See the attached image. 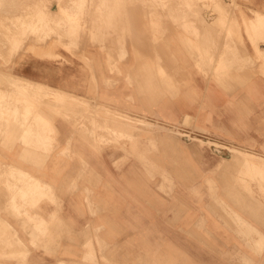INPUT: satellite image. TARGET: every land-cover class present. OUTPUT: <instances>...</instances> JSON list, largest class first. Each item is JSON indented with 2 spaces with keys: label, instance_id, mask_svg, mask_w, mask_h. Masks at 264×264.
<instances>
[{
  "label": "crops",
  "instance_id": "crops-1",
  "mask_svg": "<svg viewBox=\"0 0 264 264\" xmlns=\"http://www.w3.org/2000/svg\"><path fill=\"white\" fill-rule=\"evenodd\" d=\"M193 26L192 33L173 28L161 36L165 50L159 53L158 64L152 61L154 58L151 60L144 55L143 61L150 63H145L143 68V97L136 98L128 93L125 102L116 95L120 91L104 89L102 83L106 77L97 79L98 84H94L91 75H79L78 84L73 86L78 90H73L68 86L76 83L72 82L75 75L57 66L53 57L16 59L15 70L11 72L13 76L85 101L87 93H93L97 98L103 93H110L114 111L127 113L130 119L131 116H138L132 120L139 119L142 124H128L142 126L144 130L135 134L134 128L130 127L124 131L133 133L123 132L120 142L96 145L80 135L79 128L66 118L54 116L49 120L52 151L47 154L41 155L33 149L39 146L37 143L31 148L34 152L30 150L33 155L21 160L18 144L10 149L3 150L1 147L0 224L3 222V228L6 226L3 231L0 225V236L5 237L0 239L1 254L8 253L7 245L14 240L22 242L34 261H39V255L54 249L56 253L73 251L81 256L90 252L94 255V264H245L247 261L258 264V253L264 255V233H261L262 237L258 236V231L256 235L250 232L248 236L241 229L244 227L236 217L238 214L228 217L230 207L216 209L207 201L198 205L185 203L177 194L169 198L167 184L161 178L154 182L150 178L151 173L178 175L183 172V142L163 131V125L190 122L197 134L264 158V31L261 32L264 25L258 28V35L263 38L259 37L261 41L258 39L256 43L257 56L244 31L245 25H219L214 28L206 25L209 26L207 30L200 25ZM219 30L221 36L217 34ZM227 32L233 37L227 43L230 53L221 58ZM167 38L174 43L170 47L169 40V49ZM127 58V76L134 78V59ZM151 82L153 92L159 93L157 101L145 96L153 93L149 87H152ZM85 101L80 103V107L92 106ZM98 104L101 106L103 102ZM16 108H19L17 104ZM136 108L143 116L136 112ZM152 114L156 118L149 116ZM80 117L83 121V116ZM85 117L90 116L85 114ZM230 157L223 155L220 158L229 161ZM11 167L18 169L19 173ZM211 168L218 173L217 167L212 165L207 168L208 174ZM220 170L225 174L229 169L224 167ZM6 173L13 177L9 175V178ZM13 178L16 182L10 180L9 183L8 179ZM20 179L23 180L20 182ZM11 181L20 184L14 188L13 184L9 185ZM7 186L9 189H6ZM3 188L7 195L2 193ZM29 189L35 191L36 197L41 190V197L34 208L31 207L33 199L27 193ZM46 195L48 197H42ZM235 202L237 200L224 203L232 207L231 213H236ZM2 204L4 207H1ZM27 218L47 225L48 237L56 239L58 236L55 240L58 248L33 249L28 244L33 233L32 225L25 221ZM257 242H262L261 249H258ZM16 247L14 252L17 253L20 249Z\"/></svg>",
  "mask_w": 264,
  "mask_h": 264
},
{
  "label": "rangeland",
  "instance_id": "rangeland-1",
  "mask_svg": "<svg viewBox=\"0 0 264 264\" xmlns=\"http://www.w3.org/2000/svg\"><path fill=\"white\" fill-rule=\"evenodd\" d=\"M13 1H15V2L13 3ZM16 1H17V4H16ZM30 1H32V0H27V1L26 0H23V1L22 0H5V1L0 0V2H2V3H0V41L1 40L8 41V42H6V46L3 45V46H5L4 48L0 44V72H2L0 74H4V75H2V77H0V78H2V80L0 79V82L6 80L5 83L7 85H10V87H8L5 83L4 84L6 86L3 85V83L0 84V85H2V87L0 86V89H2V90H0V102H2L1 99L3 100V102L0 103V148L3 147V150L4 149H10L11 146L9 144H12L13 146L15 144H18L19 150L21 152V156H20L21 160L24 157L31 155V151H33V150H31V148L34 147L37 143L39 146L36 148H33V149L35 151L39 152V154H41V153L47 154L48 152H50V150L52 151V148H51L52 145L50 142L51 141L50 140L51 132L49 130V126H50L49 120L50 119H48L49 116H50V118H52L54 116L55 117L60 116V117L66 118L72 125H75V126H77L76 128H79L80 135L86 137L88 140H90L91 142H94V144H96V145L111 144V143H115V142H120V140L124 137L122 134L123 132L121 130L124 131V130L128 129L129 127L134 128L135 134L142 133L144 129H142V126H135V125L132 126V124L129 125L128 122L129 123L135 122L136 124H142V123L136 122V121L128 118L127 113H121L118 111V114H117V111H114V109H113L114 104H112L113 101L110 98L112 95L110 93H103V95H99L100 98H97L93 93H87V95H85L87 97L86 98L87 101L82 100V99H78L76 97L73 98V96H71V95L64 94L63 97L61 98L62 99L61 100V99H56V98H54L53 95H48L46 93L48 90H51V92L56 91V90L49 89L46 86L40 85L38 83H32V82L26 81L24 79L22 82L21 78H20L21 79L20 81H17L16 78H18V77L13 76L11 73L13 70H15L16 59H26V58H30L32 56H39V57H43L44 59H47V58L52 59V57H53L55 59V63L57 66H59L60 68L66 69V70H70V73L75 75V77L73 78L74 80L72 82L76 81V83H72V86H68V89L78 90L77 87H73V86L75 84L76 85L78 84L79 75H81V76H84L86 74L91 75V80L94 84H98L97 79L102 80L104 77H106V79L104 78V82L102 83L104 89L108 90V91L113 89L115 92L120 91V93H118L116 95L119 96L122 99V101L125 102L126 96L128 93L131 95L134 94L136 98H137V96L143 97V92H142L143 68L146 64L148 65L150 63V62L143 61L144 55L151 57V60L154 58V60H152V61H154L157 65L159 53L164 52V50H165L164 45L161 42V36L165 35V33L168 32L169 30H172L173 28H178V29H181L184 33H190L192 30L191 29L192 25H196V24L201 25L202 22H203L202 23L203 26H201V27H203V29H206V30L209 28V26H206L204 28V24L205 25H211L212 24L211 27H213V28L218 27L219 25H223V26H225V25H245L244 31L247 35L249 42L254 47V51H255V54L257 56L258 50L256 47V43L258 42V28L260 29V27L262 28L264 25V0H197V2H195L196 0H192V1L187 0L188 3L186 2V0H184V1L183 0H176L177 2L173 0L174 3L172 0H171V2H169L170 0H120L121 2H119V0H95V2L93 0H86V3L84 2V0H81V1L76 0V3H75V0L74 1L73 0L72 1L67 0V2L65 0V1H63V4L61 3L62 0L61 1L59 0V2H58V0H37V1L34 0L32 2H30ZM41 1L43 2L42 4H41ZM221 1H223V2H221ZM33 2H35V3H33ZM57 2H58V4H57ZM91 2L93 4H96L95 6L92 4V6H93L92 8L90 6ZM167 2L170 3V6H169V4H167ZM191 2L194 5H191L190 4ZM220 2H221V4L222 3L223 4L221 5ZM24 3L26 4V7H24L25 6ZM32 3L34 6L36 5L35 8L33 7ZM81 3H82L83 7L81 6ZM176 3H177V5H176ZM9 4L12 6H10ZM21 4H23L24 6H21L23 9L21 8L19 10ZM28 4H30V5H28ZM59 4L61 5V6H59L60 10L57 8L58 7L57 5H59ZM84 4H85V6H84ZM116 4L118 5V7ZM179 4H180V6H179ZM46 5H48L47 9H49V10L47 12L46 11H40V10H42V8H43V10H45ZM62 5H64V8H62L63 7ZM28 6H31V7H29V11L27 8ZM167 6H169L170 8ZM195 6H196V8H195ZM66 7H68V8H66ZM73 7H74V9L77 7V11L74 10ZM80 7H82V8H80ZM119 7H122V8H119ZM24 8L26 10H24ZM96 8H97V10H96ZM148 8H150V9H148ZM167 8H168V10H167ZM174 8H175V10H174ZM180 8H181V10H180ZM187 8L193 9L192 10L193 12L191 11V9L188 10ZM5 9H6V11H4ZM13 9H14V11H13ZM37 9L39 10V12ZM82 9H86V10H84L85 14H84V11ZM89 9H91V13H89L90 12ZM169 9H170V11H169ZM172 9H173V12H172ZM8 10H11V11H8ZM18 10L20 11V13H24V14H22V15H20V13L18 14ZM21 10H23L25 12H22ZM33 11L36 13L37 17L32 15ZM51 11L53 12V17H51L52 16ZM56 11L57 12L59 11L60 13L65 12L64 14L61 13L62 20L59 19L60 15H59V17L55 15L58 19H56V17L54 16V12L56 13ZM128 11H129V13H128ZM130 11H131V13H130ZM10 12H11V14H10ZM34 12H33V14H34ZM43 12L45 15L49 14L48 18H50V17L51 18L48 20L46 17L47 15L46 16L41 15V14H43ZM48 12H50L51 14ZM59 12L56 14L57 15L60 14ZM138 12L139 13L141 12V13L138 14ZM168 12H169L170 17L168 16ZM29 13H30V15H29ZM143 13H145V15H143ZM163 13H165V14H163ZM196 13H197V15H196ZM89 14L91 16V19H89L90 18ZM119 14H120V17H119ZM129 14H130V17L132 16L131 17L132 20L130 19V17L128 18ZM178 14L180 16H178ZM185 14L187 17L185 16ZM188 14H189V16H188ZM11 15H13V16L16 15V16L11 17ZM62 15H63V17H62ZM165 15L167 16V18H165ZM190 15L198 17V18L192 17V19L195 18L194 20L196 22H198V20H199V22L196 23L195 21H193L191 19ZM20 16H21V18H20ZM41 16H43V17H41ZM84 16H85V18H83ZM115 16H117V17H115ZM136 16H137V18H136ZM138 17H139V19H138ZM174 17H176V18H174ZM185 17L188 20H191V22L187 21V19ZM33 18H35V20L32 22ZM52 18H54V21ZM127 18L129 19V21ZM184 18L186 20H183ZM44 19H47L49 24L50 23L52 24V22H49V21L55 22L56 20H60V22L57 21V22H55L56 25L50 24V26L47 27L46 24H48V23L47 22L45 23L43 21ZM83 19L85 20V22L82 21ZM113 19H114V21H113ZM171 19H172V21H171ZM23 20L25 23H23ZM39 20H42V23H38ZM87 20H90V21H87ZM120 20H121V22H120ZM133 20H134V22H132ZM138 20H140V21H138ZM141 20H143V21H141ZM176 20H179V21H176ZM35 21H37L36 22L37 24L34 23ZM62 21H64V22H62ZM115 21H117L116 24L114 23ZM130 21L132 24L130 23ZM142 22H143V25L146 24L147 22H148V24H146L145 26L142 25L143 27L139 26V25H141ZM176 22H178V23H176ZM204 22H206V23H204ZM88 23H89V25H88ZM188 23H190V24H188ZM149 25L151 26V28L148 27ZM223 26L220 28H223ZM35 33H36V36L34 37ZM227 33L230 36H228ZM227 33H226L227 38L225 36V42H224L225 43V45H224L225 49H224V52L222 53L221 58H223L224 56H227L230 53V51L227 48V43H229L233 39V37H232V34H230L229 32H227ZM32 34H33V36H32ZM138 34L140 35L139 37L136 36ZM40 35L42 37H40ZM33 37H34V39H33ZM196 38H199V37H196ZM34 40H36L35 41L36 43L35 42L32 43V41H34ZM169 40H171V38H167V49H169V43H170ZM173 45H174V43H172V40H171L170 47L171 46L173 47ZM168 55H171V54L168 53ZM128 56L130 57V59H132V61L134 59V61H133V64H134L133 68H134V72H135L134 78H132V77L129 78L127 76V65H126L127 60L126 59H128L127 58ZM240 65H242V64H240ZM219 69H221V65L218 66V70ZM155 73L158 74L157 71ZM6 76H8V77L11 76V78L9 77L10 78L9 79ZM13 77H15V78H13ZM12 78L14 80H11ZM7 79H9L8 82H7ZM155 79H156V81L159 80L158 77H156ZM14 81L18 82V83L14 84ZM10 83H12V84H10ZM25 83L28 87L25 85ZM151 84H152V87L151 86H149V87H150V89H152V92H153L154 86H153L152 82H151ZM15 85L20 86V89H23V90L24 89L26 90V87H27L26 92L27 91L31 92L30 88H31V90L33 88L32 92L33 91L34 92L33 93L31 92V96H28V97L26 95H24V93H22V94L18 93L17 94L15 92L16 90L13 89V87H15ZM22 86H23V88H22ZM11 90H13V91H11ZM25 90H24V92H25ZM12 92H14V93H12ZM26 94L29 95L30 93H26ZM42 95H43V97H42ZM14 96H16L18 98V100ZM145 96H149L152 99V101H157L159 99V93L153 92L152 94L145 95ZM68 97H69V99L71 97L72 98L69 100ZM34 98L35 99L37 98L36 100L39 101L40 105L37 103L38 101H36ZM43 98H45V99H43ZM22 99H23V102H22ZM133 99H134V97H132L131 101H133ZM40 100H42V101H40ZM71 100H73V101H71ZM10 101H11V103H10ZM43 101H46V103ZM67 101H68V103H66ZM74 101H76V102H74ZM79 101H80V103H84L83 101H85L87 104L92 103V106L90 107L87 105L86 106L87 110H85L86 108H84V106H81L82 109H80L79 108L80 107ZM100 101L103 102V105H101L102 107L99 104L97 105V103H99ZM41 102L43 104L45 103V105H43ZM47 103L48 104L50 103V105H48ZM55 103H58V104H55ZM134 103H136V102H134ZM16 104L19 106V108H16ZM69 104H70V106H68ZM137 104H138V102H137ZM124 105H125V103H124ZM74 106H75V108H74ZM76 106H78V107H76ZM135 106H137V105H135ZM23 107H24V109H23ZM47 107L48 108L50 107L51 109L48 110ZM91 108H93V109H91ZM94 108H96V109H94ZM53 109H55V110H53ZM47 110H48V112L50 111V113H48ZM56 110L58 113L56 112ZM91 110L93 112L96 110L95 113L97 111L98 112H97V114L93 113V115H92ZM135 110H136V112H138V114H140V116H143L141 114V112L138 111L137 108ZM42 112H44V113H42ZM75 112H76V114H78V116L75 115ZM99 112H101L102 114ZM107 113H108V116H107ZM44 114H45V116L47 114H49V116L47 115L48 117L47 116L44 117ZM55 114L58 116H56ZM85 114L89 115L90 118L85 117ZM105 114H106V116H105ZM124 114H125V116H124ZM94 115H96V116H94ZM40 116H42V117H40ZM80 116H84L83 118L84 119L86 118V119L85 120L83 119L84 121H82V120L78 121L79 119H81ZM92 116H94V117H92ZM126 116H127V118H126ZM149 116L152 118H156L155 115H153V114L149 115ZM91 117L93 118V120ZM131 117L132 118H134V117L139 118L136 115L131 116ZM102 118H104V119L106 118L105 119L106 121ZM117 118H120V120ZM41 119H43V120H41ZM107 120H108V123H107ZM111 120L113 121V123H111ZM76 121H77V125H76ZM116 122L120 123L121 126H119L118 123H117V125L121 128H119L117 125H115ZM121 123H123V125ZM113 126L116 128H114ZM11 127L14 129V131L12 129H10V130L8 129ZM117 127H118L119 131L117 130ZM161 129L163 131H165L166 133H169L170 135H172L176 139L181 140L183 142L182 143V145L184 147L183 162H182V165H183L182 171L183 172L181 174H178V175L177 174H175V175L174 174H172V175L160 174L159 175V174L151 173L150 178H151L152 182L161 178L162 182L167 184L166 193H167L169 198H173L174 196H172V195L177 194L183 198V202H185V203L193 202L196 205H198L200 203L207 201L209 204H211V205L213 204L218 208L219 207L220 208L230 207V208H228V209H230V211H228L229 215L227 214L228 216H231V215L236 216V214H238V216H236V217L240 221L242 219L245 220V221L241 222V225L244 227V228H242L243 231L245 230V232L250 233V231H248V230H251V232L255 233V230H256V231H258V236L261 235V233H264V225H263L264 224V176H263L264 170L259 169L256 166H255L256 167L255 168L254 166L248 165L245 162H243L242 159H236L235 158V156H236L235 152L236 151H242L241 149L233 148V147L228 146L227 144L214 141L206 135L197 134L196 131L192 129L190 122H185L182 125H175V126L163 125V127ZM116 130H117V132H116ZM11 131H13V133L15 134V136H13L15 139L10 136V135H14ZM25 131H26V133H25ZM174 131H176V133ZM6 132L9 133V136H8V133L6 135ZM19 132H20V135H19ZM4 134H5V136H4ZM22 134H24V135L22 136ZM4 137H5V139H4ZM6 137H9L8 138L9 140H7ZM10 137L12 138V140L10 139ZM13 139L15 140V143H14ZM6 141L8 143L7 144L8 146L6 145ZM11 141H13V142L11 143ZM28 142H29V144H28ZM27 150L30 153H28ZM244 152H247V151H244ZM247 153H250V152H247ZM250 154H253V153H250ZM223 155H227V156L232 155V156L230 157V160L228 161V160H224V159L220 158ZM253 155H255V154H253ZM214 158H217V159H214ZM231 161H232L233 165L229 166V165H231ZM226 162L228 165L226 164ZM238 163H242V164L239 165ZM212 165H215L217 167L216 171H218V173H215L214 170L212 171V168H211L210 174L207 173V168L209 169V167H211ZM223 166L227 169L229 167H231V168H229L231 170L227 171L228 174L227 173L224 174L221 172L220 169L224 168ZM233 166H234V168H233ZM250 166L252 167V171H249V170H251ZM253 167H254V169H253ZM196 169H198L199 172ZM236 169H238V172L236 171L234 173H230L232 170L235 171ZM246 170H248V171H246ZM254 170H256L257 173L260 172L258 174L262 173L261 178L263 177L262 178L263 180L260 178L262 181L259 180V178H258V177H260L259 175L256 176L257 175L256 171H255V174H253ZM248 172H253V173H248ZM219 174L224 179L222 177H220ZM230 174H232L231 175L232 177H230ZM251 174L254 177L255 176L256 177L254 178ZM214 176H216V180L219 177L220 178L216 181V180H214ZM256 178H258V179H256ZM222 179L224 180L223 182H225V183H221ZM225 180L227 181V184L229 182V183H232L233 185L228 184L229 186H227ZM232 180H234V181H232ZM222 186H224V187H222ZM234 186L235 187L238 186L239 188L238 187H237L238 189L234 188ZM225 187H226V189H224ZM227 187H230L229 188L230 190L232 188V190L231 191L229 189L227 190ZM261 187H263V188H261ZM234 189H236V190H234ZM262 189H263V191H262ZM223 190L224 191L227 190L226 191L227 193L225 194V192ZM28 191L30 193V197L31 198L34 197L33 202L31 203V207L34 208L37 205V203L39 202L40 198H39V196L38 197L34 196L35 191L33 189H29ZM234 191H235V193H234ZM231 192H233V193H231ZM229 193H231V194H229ZM232 194L234 195L233 198H231ZM225 195H228V196H225ZM42 197L45 198L48 196L46 195V196H42ZM226 197L230 201H233L234 199L238 198L237 199L238 204L236 205L234 203L235 204L234 206H236L234 208L237 209L235 211L236 213H233V214L231 213L232 207L229 206L228 204H227V206H225V204H226L225 201L228 200ZM215 202H216V204H215ZM246 202H248V205L250 208L247 207L248 205ZM241 203H242L243 207L241 206ZM251 203H252V205H251ZM257 204L259 207L257 206ZM244 205H246V206H244ZM260 205H261V207H260ZM238 208H239V210H238ZM241 208H243V209H241ZM257 209H259V210H257ZM17 212H18V214H20L19 211H17ZM25 221L29 225L30 224L32 225L31 229L32 228L34 229V230L32 229V231H33V236H35V237H32V239L29 237V240L31 239V241H29V243H28V244H30V246L33 249L47 250V249H50V247L53 245H54L53 248H58V246L55 245L56 242L55 241L52 242L53 238L49 239V237L47 235V233H48L47 225L36 223L35 220L29 219V218H27ZM255 221H257V222H255ZM258 221H259V223H258ZM247 224H249L250 226ZM38 225H40V226H38ZM37 228H39V229H37ZM39 230L40 231L42 230L43 232L41 231L42 232L41 233ZM36 231H37V233L34 234ZM39 233H41L40 239H38ZM260 237H262V236H260ZM44 238H45V240L48 238L49 241L46 240V242H45ZM35 239H36V241H34ZM37 241H38V243H37ZM43 242H45V243H43ZM47 242H48V244L50 243L51 245H48ZM18 243L20 246L22 243L17 241L16 245L19 249H21V247L22 248L24 247L23 248L24 250L23 249L20 250L24 254H22V252H20V251L17 252V254L21 253L23 257L21 256V254H18L19 255L18 256L16 254V252H15V255H16L15 256L14 255L15 248L13 246L15 244L13 242H12V244L8 243V245L11 244L12 246H10V245L7 246L8 247L7 249H9L8 253L0 254V264H20V263L21 264H58L59 262L60 263L62 262V264H94L95 263V260L93 261L94 255L92 253L86 252L85 254H83L81 256L78 252L74 253L73 251L70 253H56V252L52 253V252L48 251L47 253H44V254L38 256L39 259H37V260H39V261H34V259L32 257H30L31 255L28 252L27 248L23 244L20 247L18 245ZM39 244L43 245V246L45 244L46 245L44 247L43 246L41 247ZM262 245L263 244H259L258 249H261ZM48 246H50V247L48 248ZM12 255H14V256H12ZM46 256L49 259H47ZM263 257H264L263 254L258 253V264H264L263 261L261 262ZM12 258H14L15 260ZM259 259H260V261H259ZM245 263L252 264V262H250V261H247Z\"/></svg>",
  "mask_w": 264,
  "mask_h": 264
},
{
  "label": "bare ground",
  "instance_id": "bare-ground-1",
  "mask_svg": "<svg viewBox=\"0 0 264 264\" xmlns=\"http://www.w3.org/2000/svg\"><path fill=\"white\" fill-rule=\"evenodd\" d=\"M4 1H5V0H4ZM22 1H23V0H22ZM26 1H27V0H26ZM32 1H34V0H32ZM32 1H30V2H32ZM36 1H37V0H36ZM60 1H61V0H60ZM63 1H65V0H62V2H61L62 4H63ZM70 1H72V0H70ZM70 1H69V2H70ZM73 1H74V0H73ZM80 1H81V0H80ZM93 1L95 2V0H93ZM172 1H173V0H172ZM174 1H176V0H174ZM174 1H173V3H174ZM183 1H184V0H183ZM191 1H192V0H191ZM2 2H3V1H2ZM2 2H0V3H2ZM6 2H7V1H6ZM14 2H15V1H13V3H14ZM20 2H21V1H20ZM58 2H59V0H58ZM58 2H57V4H58ZM66 2H67V0H66ZM77 2H78V1H77ZM82 2H83V1H82ZM84 2L86 3V0H84ZM110 2H111V1H110ZM119 2H121V1L119 0ZM169 2H171V0H170ZM169 2H167V4H169V6H170V3H169ZM176 2H177V1H176ZM178 2H179V1H178ZM186 2L188 3L187 0H186ZM195 2H197V0H196ZM221 2H223V1H221ZM221 2H220V4H221ZM33 3H35V2H33ZM33 3H32V5H33ZM42 3H43V2L41 1V4H42ZM61 3H60V4H61ZM75 3H76V0H75ZM116 3H117V2H116ZM133 3H134V2H133ZM146 3H147V2H146ZM163 3H164V2H163ZM16 4H17V1H16ZM37 4H38V3H37ZM60 4L57 5V6H58L57 8H58L59 10H60L59 6H61ZM92 4H93V3L91 2V4H90L91 8L93 7ZM148 4H149V3H148ZM150 4H151V3H150ZM165 4H166V3H165ZM190 4H191V5H194L192 2H191ZM222 4H223V3H222ZM222 4H221V5H222ZM9 5H10V4H9ZM13 5H14V4H13ZM24 5H25V6H24ZM24 5L21 4L19 10L22 8L21 6L26 7V4H25V3H24ZM28 5H30V4H28ZM32 5H31V6H32ZM93 5L95 6L96 4H93ZM97 5H98V4H97ZM109 5H110V4H109ZM116 5H117V4H116ZM116 5H115V6H116ZM119 5H120V4H119ZM155 5H156V4H155ZM176 5H177V3H176ZM185 5H186V4H185ZM195 5H196V4H195ZM10 6H12V5H10ZM18 6H19V5H18ZM31 6H28V7H27V8H28V11H29V7H31ZM35 6H36V5H35ZM35 6L33 5L34 8H35ZM62 6H63L62 8H64V5H62ZM70 6H71V5H70ZM81 6H82V3H81ZM84 6H85V4H84ZM120 6H121V5H120ZM138 6H139V5H138ZM149 6H150V5H149ZM156 6H157V5H156ZM169 6H167V7H169ZM179 6H180V4H179ZM6 7H7V6H6ZM14 7H15V6H14ZM43 7H44V6H43ZM45 7H46V9H47V8H48V5H46ZM71 7H72V6H71ZM74 7H75V6H74ZM74 7H73V9H74ZM77 7H78V6H77ZM77 7H76L74 10L77 11ZM82 7H83V6H82ZM82 7H80V8H82ZM117 7H118V5H117ZM165 7H166V6H165ZM175 7H176V6H175ZM181 7H182V6H181ZM15 8H16V7H15ZM66 8H68V7H66ZM80 8H79V9H80ZM84 8H85V7H84ZM119 8H122V7H119ZM152 8H153V7H152ZM169 8H170V7H169ZM195 8H196V6H195ZM6 9H7V8H6ZM6 9H5L4 11H6ZM11 9H12V8H11ZM17 9H18V8H17ZM22 9H23V8H22ZM30 9H31V8H30ZM38 9H39V8H38ZM38 9H37V10H38ZM46 9L43 10V8H42V10H40V9H39V10H40V11H46V12H47L49 9H47V10H46ZM58 9H57V10H58ZM93 9H94V8H93ZM93 9H92V10H93ZM117 9H118V8H117ZM135 9H136V8H135ZM148 9H150V8H148ZM187 9L189 10V9H191V8H187ZM19 10H18V14L20 13ZM24 10H26V9L24 8ZM31 10H32V9H31ZM33 10H34V9H33ZM39 10H38V12H39ZM82 10L84 11V10H86V9H82ZM89 10H90L89 13H91V9H89ZM96 10H97V8H96ZM167 10H168V8H167ZM174 10H175V8H174ZM177 10H178V9H177ZM180 10H181V8H180ZM192 10H193V9H191V11H192ZM195 10H196V9H195ZM8 11H11V10H8ZM13 11H14V9H13ZM21 11H22V12H25V11H23V10H21ZM35 11H36V10H35ZM113 11H114V10H113ZM118 11H119V10H118ZM139 11H140V10H139ZM144 11H145V10H144ZM169 11H170V9H169ZM26 12H27V11H26ZM33 12H34V11H33ZM33 12H32V15H34V16L37 17L36 13L34 12V14H33ZM36 12H37V11H36ZM51 12H52V11H51ZM58 12H59V11H58ZM58 12L56 11V13H58ZM95 12H96V11H95ZM98 12H99V11H98ZM172 12H173V9H172ZM192 12H193V11H192ZM5 13H6V12H5ZM7 13H8V12H7ZM13 13H14V12H13ZM40 13H41V12H40ZM48 13H50V12H48ZM56 13L54 12V16L56 15V16L59 17V15H60L59 19L62 20V18H61V13H62V12H61V13L59 12L60 14H58V15H57ZM64 13H65V12H63L62 14H64ZM71 13H72V12H71ZM128 13H129V11H128ZM130 13H131V11H130ZM140 13H141V12H140ZM140 13L138 12V14H140ZM145 13H146V12H145ZM145 13H143V15H145ZM178 13H179V12H178ZM10 14H11V12H10ZM22 14H24V13H20V15H22ZM26 14H27V13H26ZM26 14H25V15H26ZM50 14H51V13H50ZM84 14H85V11H84ZM116 14H117V13H116ZM121 14H122V13H121ZM163 14H165V13H163ZM170 14H171V13H170ZM191 14H192V13H191ZM193 14H194V13H193ZM27 15H28V14H27ZM29 15H30V13H29ZM39 15H40V14H39ZM41 15L46 16L47 14L45 15L44 12H43V14H41ZM48 15H49V14H48ZM48 15H47L46 17H47V19L49 20L51 17H53V12H52V16L50 15V16H51L50 18H48ZM111 15H112V14H111ZM124 15H125V14H124ZM131 15H132V14H131ZM141 15H142V14H141ZM174 15H175V14H174ZM181 15H182V14H181ZM196 15H197V13H196ZM12 16H13V15H11V17H12ZM15 16H16V15H15ZM15 16H13V17H15ZM43 16H41V17H43ZM56 16H55V17H56ZM85 16H86V15H85ZM85 16H84L83 18H85ZM89 16H90V14H89ZM89 16H88V17H89ZM133 16H134V15H133ZM168 16H169V12H168ZM178 16H180V15L178 14ZM178 16H177V17H178ZM185 16H186V14H185ZM188 16H189V14H188ZM9 17H10V16H9ZM39 17H40V16H39ZM46 17H45V18H46ZM55 17H54V18H55ZM62 17H63V15H62ZM107 17H108V16H107ZM115 17H117V16H115ZM119 17H120V14H119ZM129 17H130V14H129L128 18H129ZM131 17H132V16H131ZM131 17H130V19H131ZM169 17H170V16H169ZM186 17H187V16H186ZM186 17H185V18H186ZM190 17H191V19H192V17H195V16L190 15ZM190 17H189V18H190ZM199 17H200V16H199ZM257 17H258V16H257ZM20 18H21V16H20ZM22 18H23V17H22ZM54 18H52L53 21H54ZM128 18H127V19H128ZM136 18H137V16H136ZM144 18H145V17H144ZM165 18H167L166 15H165ZM174 18H176V17H174ZM185 18H184L183 20H186V19H187V18H186V19H185ZM195 18H198V17H195ZM195 18H194V19H195ZM8 19H9V18H8ZM23 19H24V18H23ZM36 19H37V18H36ZM47 19H44L43 21H44L45 23H46V22L48 23V20H47ZM56 19H58V18L56 17ZM89 19H91V16H90ZM133 19H134V18H133ZM138 19H139V17H138ZM146 19H147V18H146ZM194 19H192V20L195 21ZM19 20H20V19H19ZM34 20H35V18H33L32 22H33ZM60 20H56L55 22H57V21L60 22ZM131 20H132V19H131ZM174 20H175V19H174ZM203 20H204V19H203ZM20 21H21V20H20ZM53 21H49V22H52V24H51V23H50V24H51V25H56L55 22H53ZM82 21L85 22L84 19H83ZM87 21H90V20H87ZM113 21H114V19H113ZM124 21H125V20H124ZM128 21H129V19H128ZM138 21H140V20H138ZM141 21H143V20H141ZM147 21H148V20H147ZM171 21H172V19H171ZM176 21H179V20H176ZM187 21H190V22H191V20H188V19H187ZM201 21H202V20H201ZM201 21H200V22H201ZM26 22H27V21H26ZM36 22H37V21H35L34 23H36ZM44 22H43V23H44ZM62 22H64V21H62ZM79 22H80V21H79ZM84 22H83V23H84ZM110 22H111V21H110ZM118 22H119V21H118ZM120 22H121V20H120ZM132 22H134V20H133ZM195 22H196V21H195ZM198 22H199V20H198ZM198 22H196V23H198ZM20 23H21V22H20ZM23 23H25L24 20H23ZM38 23H42V20H39ZM53 23H54V24H53ZM81 23H82V22H81ZM114 23L116 24L117 21H115ZM130 23H131V21H130ZM176 23H178V22H176ZM192 23H193V22H192ZM202 23H203V22H202ZM202 23H201V25H202ZM204 23H206V22H204ZM26 24H27V23H26ZM36 24H37V23H36ZM48 24H49V23H48ZM48 24H46L47 27L50 26V24H49V25H48ZM120 24H121V23H120ZM131 24H132V23H131ZM134 24H135V23H134ZM139 24H140V23H139ZM146 24H148V22H147ZM146 24L143 25V22H142L141 25H139V26H142V25L145 26ZM179 24H180V23H179ZM188 24H190V23H188ZM194 24H195V23H194ZM58 25H59V24H58ZM61 25H62V24H61ZM78 25H79V24H78ZM82 25H83V24H82ZM88 25H89V23H88ZM127 25H128V24H127ZM181 25H182V24H181ZM191 25H192V24H191ZM201 25H200V27H201ZM211 25H212V24H211ZM12 26H13V25H12ZM25 26H26V25H25ZM139 26H138V27H139ZM143 26H142V27H143ZM176 26H177V25H176ZM178 26H179V25H178ZM192 26H193V25H192ZM196 26H197V24H196ZM196 26H195V27H196ZM136 27H137V26H136ZM148 27L151 28L150 25H149ZM193 27H194V26H193ZM205 27H206V25L204 24V28H205ZM235 27H236V26H235ZM23 28H24V27H23ZM140 28H141V27H140ZM202 28H203V27H202ZM221 29H222V28H221ZM136 30H137V29H136ZM136 30H135V31H136ZM141 30H142V29H141ZM194 30H195V28H194ZM104 31H105V30H104ZM197 31H198V30H196V32H197ZM260 31H261V30H260ZM263 31H264V30H262L261 32H263ZM45 32H46V31H45ZM217 32H218V30H217ZM217 32H216V33H217ZM46 33H47V32H46ZM191 33H192V32H191ZM197 33L199 34L200 32L198 31ZM216 33H215V34H216ZM220 33H221V32H220V30H219V33H217V34L220 35ZM40 34H41V33H40ZM200 34H201V33H200ZM217 34H216V35H217ZM227 34H228V33H227ZM261 34H262V33H261ZM263 34H264V33H263ZM42 35H43V34H42ZM46 35H47V34H46ZM46 35H45V36H46ZM202 35H203V34H202ZM202 35L199 36L200 39H201V36H202ZM32 36H33V34H32ZM35 36H36V33H35L34 37H35ZM47 36H48V35H47ZM47 36H46V37H47ZM136 36L139 37L140 35L138 34V35H136ZM192 36H193V35H192ZM220 36H221V35H220ZM228 36H230V35L228 34ZM261 36H262V35H261ZM261 36L258 35V39H259V37H261ZM263 36H264V35H263ZM34 37H33V39H34ZM40 37H42V36L40 35ZM208 37H209V36H208ZM216 37H217V36H216ZM226 38H227V36H226ZM261 38H263V37H261ZM39 39H40V38H39ZM44 39H45V38H44ZM184 39H185V38H184ZM196 39H197V38H196ZM196 39H195V40H196ZM211 39H212V38H211ZM36 40H37V39H36ZM36 40L32 41V43L35 42ZM259 40L261 41V39H259ZM259 40H258V41H259ZM188 41H189V40H188ZM208 41H209V40H208ZM216 41H217V40H216ZM6 42H8V41H3V40L0 41V44L2 45L3 48L6 46ZM43 42H44V41H43ZM135 42H136V41H135ZM196 42H197V40H196ZM206 42H207V41H206ZM263 42H264V40H263ZM35 43H36V42H35ZM185 43H186V42H185ZM194 43H195V42H194ZM9 44H10V43H9ZM12 44H13V43H12ZM3 45H5V46H3ZM262 45H263V43H262ZM194 46H195V44H194ZM196 46H197V45H196ZM7 47H8V46H7ZM7 47H6V48H7ZM14 47H15V46H14ZM197 47H198V46H197ZM197 47H196V48H197ZM209 47H210V45H209ZM209 47L207 46V48H209ZM214 47H215V46H214ZM210 48H211V49L213 48L212 45H211ZM101 49H102V48H101ZM203 49H204V48H203ZM200 50H201V48H200ZM200 50H199V52H200ZM207 50H209V49H207ZM202 51H203V50H202ZM204 51H205V49H204ZM208 52H210V51H208ZM208 52H207V54H208ZM202 53H203V52H202ZM162 54H163V53H162ZM167 54H168V53H167ZM169 54H170V53H169ZM198 54H199V53L197 52V55H198ZM204 54H206V52H205ZM112 55H113V54H112ZM164 55H165V54H164ZM164 55H162V56H164ZM200 55H201V54H200ZM209 55H210V54H209ZM209 55H205V56L208 57ZM170 56H171V55H169V57H170ZM164 57H165V56H164ZM169 57H168V59H169ZM202 57H203V56H202ZM202 57H201V58H202ZM211 57H212V56H211ZM164 59H166V58H164ZM202 59L204 60V58H202ZM171 60H172V59H171ZM200 60H201V59H200ZM205 60H206V59H205ZM205 60H204V61H205ZM201 61H202V60H201ZM211 61H213V60L211 59ZM203 63H204V62H202V64H203ZM163 66H164V65H163ZM165 67H166V66H165ZM207 67H209V66H207ZM161 68H162V66H161ZM163 68H164V67H163ZM222 68H223V67H222ZM230 68H234V67H230ZM164 69H165V68H164ZM228 71H229V69H228ZM0 73H2V72H0ZM223 73H224V72H223ZM0 75H1L0 77H2V75H4V74H0ZM3 77H4V76H3ZM6 77H8V76H6ZM9 77L11 78V76H9ZM9 77H8V78H9ZM10 78H9V79H10ZM13 78H15V77H13ZM13 78H12L11 80H14ZM241 78H242V77H241ZM0 79L2 80V78H0ZM9 79H7V82H8ZM16 79H17V81H20V80H21L20 78H16ZM16 79H15V80H16ZM11 80H10V81H11ZM5 81H6V80H5ZM5 81L0 82V84L3 83V85H5V84H6ZM235 81H236V80H235ZM11 82H12V81H11ZM22 82H23V79H22ZM22 82H21V83H22ZM239 82H240V81H239ZM4 83H5V84H4ZM12 83H13V82H12ZM12 83H10V84H12ZM15 83H18V82H15V81H14V84H15ZM19 83H20V82H19ZM28 83H29V82H28ZM164 83H165V82H164ZM241 83H242V82H241ZM8 84H9V83H8ZM14 84H13V85H14ZM22 84H23V83H22ZM6 85H7V84H6ZM6 85H5V86H6ZM18 85H19V84H18ZM20 85H21V84H20ZM23 85H24V84H23ZM25 85H26V83H25ZM30 85H31V84H30ZM234 85H235V84H234ZM0 86L2 87V85H0ZM7 86L10 87V85H7ZM26 86H27V85H26ZM3 87H4V86H3ZM12 87H13V86H12ZM27 87H28V86H27ZM27 87H26V90H27ZM32 87H33V86H32ZM5 88H6V87H5ZM22 88H23V86H22ZM13 89L16 90L15 92H16L17 94H18V93H21V94L24 93V95H26L27 97H28V96H31V92H32V90H33V88H32V90H31V88H30V91H31V92H28V91L26 92V90L24 89V90H25V92H24L23 89H20V86H16V85H15V87H13ZM28 89H29V88H28ZM0 90H2V89H0ZM11 91H13V90H11ZM8 92H9V91H8ZM33 92H34V91H33ZM33 92H32V93H33ZM43 92H44V91H43ZM169 92H170V91H169ZM3 93H4V92H3ZM12 93H14V92H12ZM26 93H30V94L27 95ZM46 93H47L48 95H53L54 98H56V99H61V98L63 97V95H64V94H62L61 92H58V91H52V92H51V90H48ZM163 93H164V92H163ZM34 94H35V93H34ZM41 94H42V93H41ZM65 94H66V93H65ZM67 94H69V93H67ZM9 95H10V94H9ZM19 95H20V94H19ZM35 95H36V94H35ZM37 95H38V94H37ZM7 96H8V95H7ZM17 96H18V95H17ZM72 96H73V95H72ZM14 97H16V96H14ZM40 97H41V96H40ZM42 97H43V95H42ZM66 97H67V96H66ZM16 98H17V97H16ZM64 98H65V97H64ZM71 98H72V97H71ZM71 98H70V99H71ZM73 98H74V97H73ZM34 99H35V98H34ZM36 99H37V98H36ZM36 99H35V100H36ZM40 99H41V98H40ZM43 99H45V98H43ZM68 99H69V97H68ZM68 99H67V100H68ZM70 99H69V100H70ZM11 100H12V99H11ZM17 100H18V98H17ZM50 100H51V99H50ZM61 100H62V99H61ZM1 101L3 102L2 99H1ZM20 101H21V100H20ZM36 101H38V100H36ZM40 101H42V100H40ZM53 101H54V100H53ZM71 101H73V100H71ZM2 102H0V103H2ZM22 102H23V99H22ZM43 102L46 103V101H43ZM74 102H76V101H74ZM10 103H11V101H10ZM35 103H36V102H35ZM37 103L39 104V101H38ZM41 103H42V102H41ZM45 103H44V104L42 103V104L45 105ZM53 103H54V102H53ZM62 103H63V102H62ZM64 103H65V102H64ZM66 103H68V101H67ZM71 103H72V102H71ZM3 104H4V103H3ZM5 104H6V103H5ZM8 104H9V103H8ZM47 104H48V103H47ZM55 104H58V103H55ZM72 104H73V103H72ZM75 104H76V103H75ZM85 104H86V103H85ZM93 104H94V103H93ZM39 105H40V104H39ZM39 105H38V106H39ZM48 105H50V103H49ZM77 105H78V104H77ZM79 105H80V101H79ZM86 105H87V104H86ZM94 105H95V104H94ZM94 105H93V106H94ZM38 106H37V107H38ZM68 106H70V104H69ZM88 106H89V105H88ZM45 107H46V106H45ZM76 107H78V106H76ZM90 107H91V106H90ZM8 108H9V107H8ZM10 108H11V107H10ZM41 108H42V107H41ZM74 108H75V106H74ZM79 108H81V107H79ZM23 109H24V107H23ZM43 109H44V108H43ZM45 109H46V108H45ZM47 109L49 110V109H51V108H50V107H49V108L47 107ZM81 109H82V108H81ZM94 109H96V108H94ZM48 110H47V112H48ZM53 110H55V109H53ZM62 110H63V109H62ZM85 110H87V108H86ZM51 111H52V110H51ZM108 111H109V110H108ZM54 112H55V111H54ZM56 112H57V110H56ZM56 112H55V113H56ZM59 112H60V111H59ZM63 112H64V111H63ZM85 112H86V111H85ZM88 112H89V111H88ZM90 112H91V111H90ZM97 112H98V111H97ZM97 112L95 113V111H94V112L92 111V115H93V113H94V114H97ZM42 113H44V112H42ZM48 113H50V111H49ZM57 113H58V112H57ZM61 113H62V112H61ZM61 113H60V114H61ZM70 113H71V112H70ZM99 113H101V112H99ZM51 114H52V113H51ZM51 114H50V115H51ZM101 114H102V113H101ZM117 114H118V112H117ZM14 115H15V114H14ZM47 115L49 116V114H47ZM47 115H46V116H47ZM55 115H56V114H55ZM63 115H64V114H63ZM63 115H62V116H63ZM75 115L78 116V114H76V112H75ZM18 116H19V115H18ZM46 116H45V114H44V117H46ZM48 116H47V117H48ZM56 116H58V115H56ZM94 116H96V115H94ZM94 116H92V117H94ZM98 116H99V115H98ZM98 116H97V117H98ZM105 116H106V114H105ZM107 116H108V113H107ZM124 116H125V114H124ZM40 117H42V116H40ZM83 117H84V116H83ZM92 117H91V118H92ZM110 117H111V116H110ZM114 117H115V116H114ZM114 117H113V118H114ZM14 118H15V117H14ZM80 118H81V117H80ZM89 118H90V117H89ZM126 118H127V116H126ZM128 118H130V117H128ZM48 119H50V116L48 117ZM82 119H84V118H82ZM85 119H86V118H85ZM85 119H84V120H85ZM95 119H96V118H95ZM102 119H104V118H102ZM102 119H101V120H102ZM105 119H106V118H105ZM105 119H104V120H105ZM117 119L120 120V118H117ZM132 119H134V118H132ZM12 120H13V119H12ZM41 120H43V119H41ZM46 120H47V119H46ZM80 120H81V119H80ZM84 120H83V121H84ZM90 120H91V119H90ZM92 120H93V118H92ZM104 120H103V121H104ZM86 121H87V120H86ZM94 121H95V120H94ZM105 121H106V120H105ZM114 121H115V120H114ZM121 121H122V120H121ZM135 121H136V122L143 123V121H141V120H139V119H135ZM101 122H102V121H101ZM12 123H13V122H12ZM74 123H75V122H74ZM86 123H87V122H86ZM89 123H90V122H89ZM102 123H103V122H102ZM102 123H101V124H102ZM107 123H108V120H107ZM111 123H113L112 120H111ZM117 123H118V122H116L115 125H117ZM104 124H105V123H104ZM118 124H119V126H121L120 123H118ZM121 124L123 125V123H121ZM11 125H12V124H11ZM25 125H26V124H25ZM76 125H77V121H76ZM111 125H112V124H111ZM113 125H114V124H113ZM146 125H149V124H146ZM9 126H10V125H9ZM22 126H23V125H22ZM73 126H74V125H73ZM117 126H118V125H117ZM119 126H118V127H119ZM151 126H152V125H151ZM18 127H19V126H18ZM75 127H76V126H75ZM96 127H97V126H96ZM113 127H114V126H113ZM118 127H117V130H118ZM149 127H150V126H149ZM114 128H116V127H114ZM119 128H121V127H119ZM129 128H130V127H129ZM8 129H9V130L12 129V130L14 131V129H13L12 127H11V128H8ZM117 130H116V132H117ZM13 131H11V132L13 133ZM20 131H21V130H20ZM22 131H23V130H22ZM118 131H119V130H118ZM121 131H122V132H125V133L127 132V131H123V130H121ZM121 131H120V132H121ZM131 132H132V131H131ZM171 132H172V131H171ZM174 132L176 133V131H174ZM174 132H173V133H174ZM4 133H5V132H4ZM7 133H8V132H6V135H7ZM25 133H26V131H25ZM132 133H133V132H132ZM132 133H128V132H127V134H132ZM13 134H14V133H13ZM179 134H180V133H179ZM19 135H20V132H19ZM23 135H24V134H22V136H23ZM123 135H124V134H123ZM180 135H181V134H180ZM4 136H5V134H4ZM8 136H9V133H8ZM10 136L13 137V136H15V134H14V135H10ZM11 137H10V139L12 140ZM6 138H7V140H9V139H8L9 137H6ZM13 138H14V137H13ZM4 139H5V137H4ZM14 139H15V138H14ZM14 139H13V141H14V143H15V140H14ZM150 139H151V138H150ZM194 139H195V138H194ZM196 140H197V139H196ZM13 141H11V143H12ZM22 141H23V140H22ZM200 141H201V140H200ZM8 142H9V141H8ZM20 142H21V141H20ZM9 143H10V142H9ZM7 144H8V143H7V141H6V145H7ZM20 144H21V143H20ZM28 144H29V142H28ZM9 145H10L11 147L13 146L12 144H9ZM26 145H27V144H26ZM7 146H8V145H7ZM7 146H6V147H7ZM28 146H29V145H28ZM37 146H38V145H37ZM11 147H10V148H11ZM31 147H32V146H31ZM22 148H23V147H22ZM40 149H41V148H40ZM27 152L30 153L28 150H27ZM38 153H39V152H38ZM38 153H36V154H38ZM64 153H65V152H64ZM235 154H236V156H235L236 159H242V161L245 162L246 164L251 165V166H254V167L256 166V167H258L259 169L264 170V158L257 157V156H255V155H253V154H250V153H247V152H244V151H236ZM28 155H29V154H28ZM31 155H33V154H31ZM41 155H42V153H41ZM18 156H19V155H18ZM35 156H36V155H35ZM231 156H232V155H231ZM29 157H30V155H29ZM36 157H37V156H36ZM33 158H35V157L33 156ZM33 158H32V160H33ZM40 158H41V157H40ZM19 159H20V158H19ZM36 159H37V158H35V160H36ZM35 160H34V163H35ZM30 161H31V159H30ZM233 161H234V160H233ZM39 162H40V161H39ZM223 163H224V162H223ZM234 163H235V162H234ZM245 163H244V164H245ZM37 164H38V163H37ZM61 164H62V163H61ZM226 164H227V162H226ZM238 164L240 165V164H242V163H238ZM227 165H228V164H227ZM232 165H233V164H232V161H231V165H229V166H232ZM35 166H36V164H35ZM38 166H39V165H38ZM237 166H238V165H237ZM241 166H242V165H241ZM251 166H250V167H251ZM36 167H37V166H36ZM223 167H224V166H223ZM254 167H253V169H254ZM256 167H255V168H256ZM229 168H231V167H229ZM229 168H228V169H229ZM233 168H234V166H233ZM239 168H240V167H239ZM11 169H12V167H11ZM12 170L15 171L16 169L14 170V167H13ZM240 170H241V169H240ZM248 170H249V169H248ZM248 170H246V171H248ZM8 171H9V170H8ZM8 171H6V172H8ZM16 171H18V169H17ZM84 171H85V170H84ZM228 171H230V169H229ZM236 171L238 172V169H236L235 172H236ZM249 171H252V167H251V170H249ZM255 171H256V170H254V173H253V172H248V173H253V174H255ZM9 172H10V171H9ZM223 172H224V171H223ZM223 172H222V173H223ZM231 172H232V171H231ZM231 172H230V173H231ZM18 173H19V171H18ZM163 173H164V172H163ZM226 173H227V171H226ZM232 173H233V172H232ZM256 173H257V171H256ZM258 173H260V172H258ZM258 173H257L256 176L259 175L260 177H258V178H259L260 181H262V180H263V179H262L263 177L261 178V174H262V173H261V174H258ZM6 174H7V173H6ZM16 174H17V173H16ZM16 174H15V175H16ZM20 174H21V173H20ZM79 174H80V173H79ZM220 174H221V173H220ZM220 174H219V175H220ZM227 174H228V173H227ZM7 175H8V174H7ZM9 175H10V173H9ZM9 175H8V177H9ZM11 175H12V174H11ZM11 175H10V176H11ZM231 175H232V174H230V177H232ZM251 175H252V174H251ZM80 176L82 177L81 174H80ZM233 176H234V175H233ZM243 176H244V175H243ZM252 176H253V175H252ZM256 176H255V177H256ZM263 176H264V175H263ZM4 177H5V176H4ZM11 177H13V176H11ZM11 177H9V178H11ZM14 177H16V176H14ZM220 177H222V176L220 175ZM220 177H219V178H220ZM253 177H254V176H253ZM255 177H254V178H255ZM6 178H7V176H6ZM17 178H18V177H16V179H17ZM82 178H83V177H82ZM219 178H218V179H219ZM222 178H223V177H222ZM258 178H256V179H258ZM260 178H261L262 180H261ZM30 179H31V178H30ZM74 179H75V178H74ZM94 179H95V178H94ZM218 179H217V180H218ZM223 179H224V178H223ZM223 179H222L221 183H225V182H223V181H224ZM239 179H240V178H239ZM5 180H7V179H5ZM8 180H9V183H10V180L15 181L14 178H13V179H8ZM22 180H23V179H22ZM22 180L20 179V180H18V181L21 182ZM89 180H90V179H89ZM217 180H216V181H217ZM243 180H244V179H243ZM13 181H11V184H9V183H8V184L11 185V186H12V184H13V187L16 188L15 185H16V184H20V182H18V183L15 184V183H13ZM25 181H26V180H25ZM71 181H72V180H71ZM85 181H86V180H85ZM219 181H220V180H219ZM225 181H226V180H225ZM232 181H234V180H232ZM232 181H231V182H232ZM256 181H257V180H256ZM15 182H16V181H15ZM23 183H25V182H22L21 184H23ZM258 183H259V182H258ZM262 183H263V182H262ZM226 184H227V181H226ZM228 184L230 185V184H232V183H229V182H228ZM228 184H227V186H229ZM6 185H7V184H6ZM69 185H70V184H69ZM223 185H224V184H223ZM232 185H233V184H232ZM11 186H10V189H11ZM21 186H23V185H21ZM21 186L19 185V187H21ZM262 186H263V185H262ZM1 187H2V185H1ZM17 187H18V185H17ZM19 187H18V188H19ZM222 187H224V186H222ZM231 187H232V186H231ZM237 187H238V186H237ZM246 187H247V186H246ZM14 188H12V189H14ZM21 188H22V187H21ZM23 188H24V186H23ZM26 188H27V187H26ZM232 188H233V187H232ZM232 188H231V190H232ZM235 188H236V187H235ZM238 188H239V187H238ZM238 188H237V189H238ZM261 188H263V187H261ZM261 188H260V189H261ZM6 189H9L8 186L6 187ZM224 189H226V187H225ZM228 189H229V187H227V190H228ZM240 189H241V188H240ZM248 189H249V188H248ZM15 190H18V189H15ZM20 190H21V189H20ZM23 190H24V189H23ZM39 190H40V189H39ZM42 190H43V189H42ZM227 190H225V191L223 190V191L225 192V194L227 193V192H226ZM229 190H230V189H229ZM231 190H230V191H231ZM234 190H236V189H234ZM5 191H6V190H5ZM5 191H4V188H3V192H2V193H5V194H6ZM9 191L13 192L14 190H9ZM9 191H8V192H9ZM24 191H25V190H24ZM24 191H23V192H24ZM220 191H221V190H220ZM223 191H222V192H223ZM237 191H238V190H237ZM244 191H245V190H244ZM262 191H263V189H262ZM40 192H41V190H40ZM40 192H37V194L39 193V196H41V195H40ZM246 192H247V191H246ZM27 193H29V192H27ZM231 193H233V192H231ZM231 193H229V194H231ZM234 193H235V191H234ZM5 194H3V196H4ZM23 194H24V193H23ZM29 194H30V193H29ZM35 194H36V193H35ZM239 194H240V193H239ZM239 194H238V195H239ZM6 195H7V194H6ZM42 195H43V194H42ZM249 195H250V194H249ZM8 196H9V195H8ZM14 196H16V194H15ZM14 196L12 195V197H14ZM18 196H19V195H18ZM25 196H26V195H25ZM28 196H29V195H28ZM31 196H32V195H31ZM225 196H228V195H225ZM250 196H251V195H250ZM37 197H38V196H37ZM83 197H84V196H83ZM233 197H234V195L232 194L231 198H233ZM236 197H237V196H236ZM251 197H252V196H251ZM4 198H5V196H4ZM6 198H7V196H6ZM26 198H27V196H26ZM39 198H40V197H39ZM226 198H227V197H226ZM252 198H253V197H252ZM9 199H11V198H9ZM21 199H22V198H21ZM23 199H25V198H23ZM32 199H33V197H32ZM227 199H228V198H227ZM237 199H238V198H237ZM237 199H234V200L236 201ZM3 200H5V199H3ZM11 200H12V199H11ZM27 200H28V199H27ZM213 200H214V199H213ZM228 200H229V199H228ZM234 200H233V201H234ZM252 200H253V199H252ZM0 201H1V200H0ZM241 201H242V200H241ZM1 202H2V201H1ZM24 202H25V200H24ZM29 202H30V201H29ZM228 202H229V201H228ZM258 202H259V201H258ZM5 203H6V201H5ZM218 203H219V202H218ZM231 203H232V202H231ZM246 203H247V205H248V202H246ZM3 204H4V202H3ZM3 204L1 205V207H4ZM215 204H216V202H215ZM235 204L237 205L238 203L235 202ZM251 205H252V203H251ZM9 206H11V205H9ZM219 206H220V205H219ZM225 206H226V205H225ZM241 206L243 207L242 203H241ZM244 206H246V205H244ZM257 206H258V204H257ZM262 206H263V205H262ZM215 207H216V206H215ZM235 207H236V206H235ZM238 207H239V206H238ZM247 207L250 208L249 205H248ZM258 207H259V206H258ZM260 207H261V205H260ZM219 208H220V207H219ZM226 208H227V207H226ZM244 208H245V207H244ZM1 209H4V208H1ZM9 209L12 210V208H9ZM216 209H217V207H216ZM222 209H224V208H222ZM241 209H243V208H241ZM13 210H14V209H13ZM220 210H221V209H220ZM224 210H225V209H224ZM238 210H239V208H238ZM257 210H259V209H257ZM1 211H2V210H1ZM218 211H219V210H218ZM231 211H232V210H231ZM244 211H245V210H244ZM255 211H256V210H255ZM2 212H4V210H3ZM6 212H7V211H6ZM14 212H15V211H14ZM20 212H21V211H20ZM224 212H225V211H224ZM246 212H247V211H246ZM15 213H16V212H15ZM15 213H13V215H14ZM256 213H257V212H256ZM8 214H9V213H8ZM221 214L223 215V212H221ZM230 214H231V213H230ZM232 214H233V213H232ZM257 214H258V213H257ZM257 214H256V215H257ZM9 215H10V214H9ZM9 215H8V216H9ZM13 215H11V216H13ZM228 215H229V213H228ZM247 215H248V214H247ZM233 216H234V215H233ZM237 216H238V215H237ZM221 217H222V216H221ZM228 217H229V216H228ZM249 217H250V216H249ZM262 217H263V216H262ZM262 217H261V218H262ZM254 218H255V217H254ZM38 219H39V218H38ZM53 219H54V218H53ZM223 219H225V217H224ZM229 219H230V218H229ZM235 219H236V218H235ZM249 219H250V218H249ZM13 220H14V219H13ZM16 220H17V219H16ZM242 220H243V219H242ZM242 220H241V222H242ZM253 220H254V219H253ZM2 221H3V220H2ZM18 221H19V219H18ZM243 221H244V220H243ZM0 222H1V221H0ZM21 222H23V221H21ZM39 222H40V221H39ZM51 222H52V220H51ZM236 222H237V220H236ZM255 222H257V221H255ZM2 223H3V222H2ZM2 223H1V224H2ZM18 223H19V222H18ZM18 223H17V224H18ZM24 223H25V221H24ZM229 223H230V222H229ZM233 223H234V222H233ZM237 223H238V222H237ZM258 223H259V221H258ZM1 224H0V225H1ZM3 224H4V223H3ZM3 224L1 225L2 228H3ZM25 224H26V223H25ZM58 224H59V223H58ZM240 224H241V223H240ZM245 224H246V223H245ZM4 225H5V224H4ZM18 225H19V224H18ZM27 225H28V224H27ZM27 225H26V227H27ZM62 225H63V224H62ZM87 225H88V224H87ZM231 225H232V224H231ZM234 225H236V224H234ZM243 225H244V224H243ZM247 225H249V224H247ZM260 225H261V224H260ZM263 225H264V224H263ZM19 226H20V225H19ZM29 226H30V225H29ZM38 226H40V225H38ZM249 226H250V225H249ZM261 226H262V225H261ZM5 227H6V226H5ZM5 227H4V228H5ZM7 227H9V226L7 225ZM20 227H21V226H20ZM57 227H59V225H58ZM98 227H99V226H98ZM236 227H237V226H236ZM246 227H247V226H246ZM2 228H1V229H2ZM4 228L2 229L3 231H4ZM9 228H10V227H9ZM9 228H6L5 230H8ZM27 228H29V227H27ZM30 228H31V226H30ZM41 228H42V227H41ZM41 228H40V229H41ZM44 228H45V227H44ZM59 228H60V227H59ZM59 228H58V229H59ZM84 228H85V226H84ZM1 229H0V230H1ZM21 229H22V227H21ZM32 229H33V228H32ZM37 229H39V228H37ZM92 229H93V228H92ZM236 229H238V227H237ZM241 229H242V228H241ZM253 229H254V228H253ZM22 230H23V229H22ZM28 230H29V229H28ZM28 230H26V231H27V234H28ZM33 230H34V229H33ZM96 230H97V228H96ZM39 231H40V230H39ZM41 231H42V230H41ZM41 231H40V232H41ZM56 231H57V230H56ZM80 231H81V230H80ZM85 231H86V230H85ZM237 231L239 232V230H237ZM248 231L251 232V230H248ZM253 231H254V230H253ZM7 232H8V231H7ZM7 232H3V233H6V234H7ZM10 232H11V231H10ZM12 232H13V231H12ZM29 232H30V231H29ZM42 232H43V231H42ZM42 232H41V233H42ZM244 232H245V230H244ZM256 232H257V231H255V235H256ZM30 233H31V232H30ZM32 233H33V231H32ZM36 233H37V231H36L34 234H36ZM41 233L38 234V235H39L38 239L41 238V237H40ZM88 233H90V231H89ZM245 233H246V232H245ZM248 233H249V232H247L246 234L248 235ZM251 233H252V232H251ZM8 234H9L8 237L10 238V233L8 232ZM58 234H59V233H58ZM242 234H243V233H242ZM1 235H4V234L1 233ZM13 235H14V233H13ZM47 235H48V233H47ZM60 235H61V233H60ZM86 235H87V234H86ZM238 235H239V234H238ZM240 235H241V234H240ZM11 236H12V234H11ZM27 236H32V235H27ZM36 236H37V235H36ZM243 236H244V234H243ZM248 236H249V235H248ZM259 236H261V235H259ZM3 237H4V236H2V238H1V236H0V239H4V238H5V237H4V238H3ZM33 237H35V236H33ZM49 237H50V236H49ZM64 237H65V236H64ZM89 237H90V234H89ZM9 238H8V239H9ZM30 238L32 239V237H30ZM61 238H62V237H61ZM61 238H60V239H61ZM95 238H96V237H95ZM97 238H98V237H97ZM245 238H246V237H245ZM31 239H30L29 241H31ZM49 239H50V238H49ZM57 239H58V236H57L56 239H53L52 242H54V241L57 240ZM63 239H64V238H63ZM260 239H261V238H260ZM5 240H6V239H5ZM46 240L49 241L48 238H47ZM46 240H45V238H44V241H45V242H46ZM90 240H91V238H90ZM90 240H89V241H90ZM249 240L251 241L252 239L250 238ZM8 241H9V240H8ZM10 241H11V244H12V242H13L14 244H15V242H16V241H14V240H13V241L10 240ZM10 241H9V242H10ZM32 241H33V240H32ZM34 241H36V239H35ZM34 241H33V242H34ZM38 241H39V240H38ZM38 241H37V243H38ZM98 241H99V240H98ZM4 242H5V241H4ZM4 242L2 241V244H5ZM45 242H43V243H45ZM245 242H247V241H245ZM254 242H255V241H254ZM254 242H253V244H254ZM262 242H263V241H262ZM7 243H8V242H7ZM21 243H22V242H21ZM56 243H57V241H56ZM251 243H252V242H251ZM257 243H259V242H257ZM0 244H1V243H0ZM11 244H9V245L12 246ZM24 244H25V243H24ZM35 244H36V243H35ZM47 244H48V242H47ZM57 244H58V243H57ZM245 244H246V243H245ZM247 244H248V243H247ZM255 244H256V243H255ZM259 244H261V243H259ZM5 245H7V244H5ZM9 245H7V246H9ZM15 245H16V244H15ZM18 245H19V243H18ZM32 245H33V244H32ZM36 245H37V244H36ZM39 245H40V244H39ZM39 245H38V246H39ZM45 245H46V244H45ZM45 245H44V246H45ZM48 245H51V244L49 243ZM55 245H56V244H55ZM13 246H14V245H13ZM19 246H20V245H19ZM21 246H22V244H21ZM21 246H20V247H21ZM33 246H34V245H33ZM40 246L42 247L43 245H40ZM44 246H43V247H44ZM53 246H54V245H53ZM53 246H51L52 248H51L50 246H48V248L50 247V249H53ZM57 246H58V245H57ZM97 246H98V244H97ZM15 247H16V246H15ZM15 247H14V248H15ZM46 247H47V246H46ZM46 247H45V248H46ZM102 247H103V246H102ZM249 247H251V246H249ZM0 248H2V247H0ZM5 248H6V247H5ZM7 248H8V247H7ZM9 248H10V247H9ZM16 248H17V247H16ZM23 248H24V247H23ZM23 248L21 247V249H23ZM103 248H104V247H103ZM261 248H262V247H261ZM3 249H4V248H3ZM12 249H13V248H12ZM17 249H18V248H17ZM21 249H20V250H21ZM55 249H57V248H55ZM0 250H1V249H0ZM8 250H9V249H8ZM20 250H19V251H20ZM23 250H24V249H23ZM25 250H26V249H25ZM10 251H11V250H10ZM49 251L51 252V250H49ZM53 251H54V249H53ZM53 251H52V253H53ZM56 251H57V250H56ZM56 251H55V252H56ZM253 251H254V250H253ZM258 251H259V250H258ZM7 252H9V251H7ZM20 252H22V251H20ZM55 252H54V253H55ZM0 254H1V253H0ZM11 254H12V253H11ZM16 254H17V253H16ZM18 254H21V253H18ZM18 254H17V255H18ZM22 254H24V253L22 252ZM22 254H21V256H22ZM14 255H15V252H14ZM14 255H12V256H14ZM10 256H11V255H10ZM15 256H16V255H15ZM18 256H19V255H18ZM21 256H20V257H21ZM22 257H23V256H22ZM16 258H17V257H16ZM18 258H19V257H18ZM12 259H14V258H12ZM110 259H111V258H110ZM110 259H109L108 261H110ZM14 260H15V259H14ZM86 260H87V259H86ZM262 260H263V259H262ZM93 261H94V259H93ZM116 261H117V260H116ZM242 261H243V259H242ZM242 261H241V262H242ZM244 262H245V261H244ZM263 262H264V261H263ZM59 263H60V262H59ZM59 263H58V264H59ZM120 263H121V262H120ZM20 264H21V263H20ZM60 264H62V262H61ZM245 264H246V263H245Z\"/></svg>",
  "mask_w": 264,
  "mask_h": 264
}]
</instances>
